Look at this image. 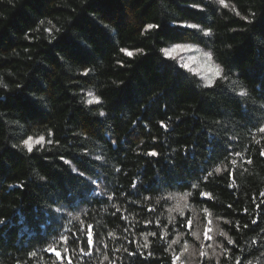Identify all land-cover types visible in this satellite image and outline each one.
I'll list each match as a JSON object with an SVG mask.
<instances>
[{
  "label": "trees",
  "instance_id": "1",
  "mask_svg": "<svg viewBox=\"0 0 264 264\" xmlns=\"http://www.w3.org/2000/svg\"><path fill=\"white\" fill-rule=\"evenodd\" d=\"M262 129L264 0H0V264H264Z\"/></svg>",
  "mask_w": 264,
  "mask_h": 264
},
{
  "label": "rangeland",
  "instance_id": "2",
  "mask_svg": "<svg viewBox=\"0 0 264 264\" xmlns=\"http://www.w3.org/2000/svg\"><path fill=\"white\" fill-rule=\"evenodd\" d=\"M164 51L167 56L177 58L184 68L197 74L203 85L211 84L217 77L216 69L220 68L212 61L209 53L196 43H176L164 48Z\"/></svg>",
  "mask_w": 264,
  "mask_h": 264
},
{
  "label": "snow or ice",
  "instance_id": "3",
  "mask_svg": "<svg viewBox=\"0 0 264 264\" xmlns=\"http://www.w3.org/2000/svg\"><path fill=\"white\" fill-rule=\"evenodd\" d=\"M149 27H153V26H152V25H149ZM204 34H205V35H208L209 33H208V32H205ZM165 51H167V50H165ZM128 54H129V55H132L130 52H129ZM216 75H217V76L220 75V69H216ZM209 83H211V82H209ZM90 95H91V93H90ZM240 95H246V93H243V92H242V93H240ZM95 102H96V103H99V102H100V101H99V98H96V99H95ZM88 103L91 104V103H93V101H92V100H89ZM100 115H101V116H104L105 113L101 111V112H100ZM262 131H264V129H262ZM29 151H31V148H29ZM151 155L156 156V155H158V153H156L155 151H153V152H151ZM98 159H99V157H98ZM217 171H219V169H217ZM56 254H57V256L60 255L59 252H57Z\"/></svg>",
  "mask_w": 264,
  "mask_h": 264
}]
</instances>
